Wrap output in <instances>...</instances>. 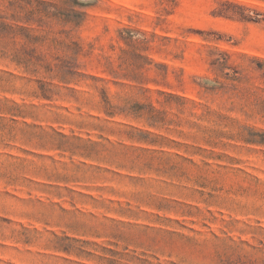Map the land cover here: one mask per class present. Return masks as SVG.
Listing matches in <instances>:
<instances>
[{"label": "rangeland", "instance_id": "obj_1", "mask_svg": "<svg viewBox=\"0 0 264 264\" xmlns=\"http://www.w3.org/2000/svg\"><path fill=\"white\" fill-rule=\"evenodd\" d=\"M0 264H264V0H0Z\"/></svg>", "mask_w": 264, "mask_h": 264}]
</instances>
